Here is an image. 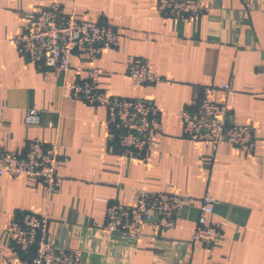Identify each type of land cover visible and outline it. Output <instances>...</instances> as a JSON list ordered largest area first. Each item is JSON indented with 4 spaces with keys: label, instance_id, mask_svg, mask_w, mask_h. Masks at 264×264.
<instances>
[{
    "label": "crops",
    "instance_id": "crops-1",
    "mask_svg": "<svg viewBox=\"0 0 264 264\" xmlns=\"http://www.w3.org/2000/svg\"><path fill=\"white\" fill-rule=\"evenodd\" d=\"M207 1L206 14L181 22L162 17L154 0H0V149L23 155L33 139L59 149L52 192L26 176H0V264H31L6 235L25 212L48 219L57 248L80 249V264H264V0ZM52 3L66 16L113 27L118 46L92 62L74 55L65 75L29 63L12 40ZM134 58L168 82L134 84L127 75ZM93 66L108 96L158 108L146 162L109 151L103 107L64 98L66 85L87 77L75 68ZM222 83L232 91L209 97L225 103L229 124L253 128L251 155L224 143L212 151L182 135L181 109L201 88ZM30 108L40 111L39 125L24 124ZM141 191L186 199L175 227L156 234L144 225L138 237L104 230L107 206L134 205ZM204 195L214 199L210 220L220 227L211 247L191 244Z\"/></svg>",
    "mask_w": 264,
    "mask_h": 264
},
{
    "label": "built area",
    "instance_id": "built-area-1",
    "mask_svg": "<svg viewBox=\"0 0 264 264\" xmlns=\"http://www.w3.org/2000/svg\"><path fill=\"white\" fill-rule=\"evenodd\" d=\"M160 15L187 22L210 10L207 0H154ZM16 52L29 63L65 75L74 55L95 61L100 54L115 49L119 43L116 30L105 24L77 20L64 15L59 3L31 15L25 29L12 40ZM77 76L87 73L81 81L66 85L64 98L84 102L106 110L107 144L110 152L129 161L146 162L157 131L159 110L138 99L108 96L98 86L102 70L75 68ZM127 75L136 85L159 86L167 83L161 75L150 71L139 58L131 59ZM232 91L229 83L201 88L199 97L179 112L184 138L201 142L214 151L224 143L247 155L255 149L253 128L228 123V109L223 101L211 99L216 93L226 97ZM25 125H39L41 113L36 109L24 112ZM59 149L56 143L46 145L33 139L23 155L0 149V176H26L43 185L49 192L57 186ZM186 199L163 192H140L134 205L110 203L106 208L103 229L126 237H138L141 228L149 225L160 234L173 229ZM214 199L204 195L199 200L198 215L191 244L211 247L220 235V227L210 220ZM48 219L22 213L6 230L12 245L23 255H32L31 264H80L81 250L57 248L48 233Z\"/></svg>",
    "mask_w": 264,
    "mask_h": 264
},
{
    "label": "trees",
    "instance_id": "trees-1",
    "mask_svg": "<svg viewBox=\"0 0 264 264\" xmlns=\"http://www.w3.org/2000/svg\"><path fill=\"white\" fill-rule=\"evenodd\" d=\"M29 256H30V259H31L32 255H29Z\"/></svg>",
    "mask_w": 264,
    "mask_h": 264
}]
</instances>
